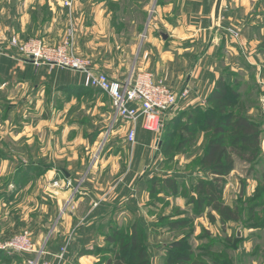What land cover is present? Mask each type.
<instances>
[{"label": "rangeland", "instance_id": "rangeland-1", "mask_svg": "<svg viewBox=\"0 0 264 264\" xmlns=\"http://www.w3.org/2000/svg\"><path fill=\"white\" fill-rule=\"evenodd\" d=\"M72 1L75 0H0V243L9 244L28 232L37 249L48 254L44 259L51 261L55 259L50 254L68 242L70 250L75 242L69 238L63 244L59 242L61 247L56 252L49 249L51 244L47 242H53L56 236L64 206L69 208L72 203V198L64 204L66 196L59 197L63 200L59 209L58 193H77L95 164L96 172L101 173L98 170L102 169L112 180L110 183L117 184V173L112 175L110 170L119 163L128 166L132 144L127 140L128 131L118 133L126 122H115L111 99L99 90L86 88L82 73L54 67L52 70H60L55 78L52 71L47 80L37 79L26 88L11 83L9 62L24 61L11 43L14 39L21 43L40 39L55 48L71 41L75 55L91 60L96 72L124 82L143 73L136 65L147 37L161 40L165 27L163 13L151 17L156 0H77L83 20L80 31H75ZM224 1L226 12L237 4V0ZM238 2L245 8L250 2H258L256 8L264 10V0ZM239 28L226 29L234 44L243 36V29ZM238 64L242 66L240 73H234L236 78L230 77L227 70L224 72L228 85L237 90L238 96L227 112L246 116L260 125L262 154V163L255 167L238 160L225 180L223 201L232 208L245 209L242 218L238 223L223 224L209 208L198 213L188 205L192 183L205 176L197 167L210 133L200 131L202 117L197 124H190L185 118L177 128L168 130L171 135H163L158 142L163 154L155 174L160 179L182 178L184 184L178 196L161 192L160 184V194L151 201V205H156L142 215L144 228L139 229V242L145 243L149 264H264V73H255L240 61ZM43 66L47 65L40 67ZM18 78L22 79L21 70ZM200 106L207 109L206 103ZM117 142L124 144L122 150ZM182 142L183 146L177 148ZM177 153L181 154L174 157ZM69 182L73 186H68ZM173 222L184 225L170 230ZM131 225L127 224L121 236L109 231L106 237L115 236L114 244L84 248L74 262L67 260L66 264H77L80 257H89L92 264L116 260ZM180 243L185 247L175 248ZM189 253L191 259L185 261ZM32 257L0 250V264H26Z\"/></svg>", "mask_w": 264, "mask_h": 264}, {"label": "crops", "instance_id": "crops-1", "mask_svg": "<svg viewBox=\"0 0 264 264\" xmlns=\"http://www.w3.org/2000/svg\"><path fill=\"white\" fill-rule=\"evenodd\" d=\"M222 2L219 16L216 17L218 0H166L165 3L161 0L155 1L151 17L154 13H163L165 27L161 32V40L147 37L145 50L140 54L136 66L139 71L151 72L156 78L163 79L174 93L181 94L188 89L189 95L164 116L165 126L160 133L146 131L142 120L137 124L125 123L119 129L118 133L135 129L136 144L129 146L128 166L125 168L124 164L119 163L110 170L112 175L117 173V184L110 183L112 180H109V175L102 169L98 170L101 173L96 172L98 164H95L92 172L82 179L77 193H58V208L63 202L60 199L64 196V204L71 198L72 203L69 208L64 206L65 211L58 223L56 236L53 242L51 239L47 242L49 246L51 244L50 251L56 252L61 244L72 238L75 244L69 250L68 261L74 262L84 248L104 246L106 235L109 231L112 232V228L124 229L128 223L133 224L137 220L142 222V215L146 214L148 208H152L150 182L157 177L156 165L163 154L159 150L158 142L166 126L181 114L206 103L225 70L240 73L242 65L239 66L238 61L247 64L246 68L254 70L255 73L256 70L264 73V10L256 8L258 2H250L249 8H245L237 0V4L226 12V1ZM71 5L75 31H80L83 14L78 12L79 1H72ZM240 26L244 30L243 36L238 44H234L226 29H240ZM9 63L12 75L10 82L22 84L25 88L37 79L47 80L52 71L55 78L60 71L52 70L48 66L37 69L32 63L24 61L22 64L14 61ZM120 63L122 67L123 62ZM19 70L22 79L18 78ZM109 75L117 78V75L110 72ZM116 144L122 150L121 145L124 144ZM116 156L122 158L121 155Z\"/></svg>", "mask_w": 264, "mask_h": 264}, {"label": "trees", "instance_id": "trees-1", "mask_svg": "<svg viewBox=\"0 0 264 264\" xmlns=\"http://www.w3.org/2000/svg\"><path fill=\"white\" fill-rule=\"evenodd\" d=\"M229 76L232 78L237 77L230 72ZM236 91V89L228 85V81L223 75L208 97L205 111L202 106H197L169 123L163 132L164 137L165 135L168 137V135L172 134L168 130L172 126L177 128L185 118L190 124H197L200 120L199 117H202L200 120V131L208 132L210 135L197 168L204 172L205 176L192 183V196L188 198L187 203L194 206L198 213H204L209 208L212 213L220 217V221L223 224L238 223L245 211L243 208L227 206L223 201L225 180L235 169L236 162L240 160L248 164L249 167H255L262 163L260 125L246 116L232 111L227 112L235 105L238 97L235 94ZM183 143H179L177 148L180 149ZM180 154H174V157ZM67 174L65 172V176ZM160 184L163 185L161 192L178 196L180 194L179 189L183 187L184 182L182 178L180 179L176 176L161 179L158 176L154 177L150 182L152 199L153 196L160 194L158 190ZM152 205H156V202ZM182 225L184 224L173 222L170 224V230ZM155 226L158 228L160 224ZM143 228L144 226L141 222L133 223L129 228L130 235H126L121 242V253L116 255V260L110 258L106 260L105 264H149L145 243L139 242V229L143 230ZM123 230V228L114 227L112 228V233L116 236H121ZM116 241L113 235L106 237V243L108 244H114ZM184 247L185 244L183 243L175 245L177 249ZM175 255L177 254L175 253ZM191 255L192 253H189L184 260L189 261Z\"/></svg>", "mask_w": 264, "mask_h": 264}, {"label": "built area", "instance_id": "built-area-1", "mask_svg": "<svg viewBox=\"0 0 264 264\" xmlns=\"http://www.w3.org/2000/svg\"><path fill=\"white\" fill-rule=\"evenodd\" d=\"M66 6H70V3L66 2ZM11 44L18 49L24 61L37 67L47 65L51 69L64 68L82 73L86 88L99 90L111 99L115 122L137 124L142 120L144 129L149 132H162L164 116L189 94L188 90H185L181 96L177 95L164 80L157 79L151 72H143L124 82L112 80L106 74L96 72L91 60L76 56L71 41H66L64 45L55 48L48 47L40 39H32L25 43L14 39ZM127 140L132 145L136 144L135 129L128 132ZM68 186L73 185L69 182ZM0 250L33 255L26 264H66L69 260V242L58 252L50 254L55 259L51 261L44 259L48 254L44 249H37L28 232L18 235L9 244L0 243ZM77 264H92V261L89 257H80Z\"/></svg>", "mask_w": 264, "mask_h": 264}, {"label": "water", "instance_id": "water-1", "mask_svg": "<svg viewBox=\"0 0 264 264\" xmlns=\"http://www.w3.org/2000/svg\"><path fill=\"white\" fill-rule=\"evenodd\" d=\"M222 1L223 0H218L217 9H216V17L219 16V10H220V6H221ZM263 106H264V104H263ZM66 177L69 178V174H67Z\"/></svg>", "mask_w": 264, "mask_h": 264}]
</instances>
